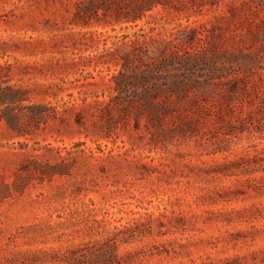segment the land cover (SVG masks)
<instances>
[{
    "label": "rangeland",
    "instance_id": "rangeland-1",
    "mask_svg": "<svg viewBox=\"0 0 264 264\" xmlns=\"http://www.w3.org/2000/svg\"><path fill=\"white\" fill-rule=\"evenodd\" d=\"M161 1L0 0V264H264V0Z\"/></svg>",
    "mask_w": 264,
    "mask_h": 264
},
{
    "label": "trees",
    "instance_id": "trees-1",
    "mask_svg": "<svg viewBox=\"0 0 264 264\" xmlns=\"http://www.w3.org/2000/svg\"><path fill=\"white\" fill-rule=\"evenodd\" d=\"M107 2H110V0H103L101 4V7L103 9L108 7ZM112 2L117 12L122 13L125 19L136 20L138 18H141L146 13L147 10L152 9V7L156 5V3H161L162 1L161 0H112ZM123 4L126 5V8L122 9L121 7ZM82 8L86 10L90 9L87 3H84ZM161 49L159 48L160 51ZM165 61H166V57L162 59H158L156 62H154V65L151 66V68L153 67L156 68L158 65L164 63ZM150 75L151 74H148V72H143L140 77L139 76L138 77L135 76V77L141 82H144V81L148 82L151 77ZM118 83L119 82L115 80V85H113L115 90L118 88L116 86L118 85ZM23 91L24 90L19 87H12L11 85H1L0 84V102H6L7 100L14 99L15 97H19L20 99H22ZM153 91H154V87L148 86L147 89L144 90L143 92L144 94L146 93V95H149V98H150V95L152 96L154 94ZM149 103L151 105L156 104L155 101H153L152 99H149ZM4 117H6V115Z\"/></svg>",
    "mask_w": 264,
    "mask_h": 264
}]
</instances>
